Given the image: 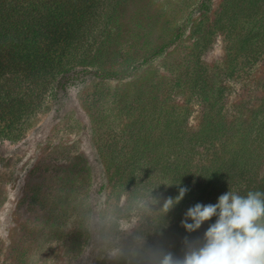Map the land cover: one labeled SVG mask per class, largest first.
I'll list each match as a JSON object with an SVG mask.
<instances>
[{
  "label": "rangeland",
  "instance_id": "1",
  "mask_svg": "<svg viewBox=\"0 0 264 264\" xmlns=\"http://www.w3.org/2000/svg\"><path fill=\"white\" fill-rule=\"evenodd\" d=\"M242 1L127 0L111 19L106 4L90 61L102 49L92 64L118 77L69 80L20 140H0V264H151L167 250V230L145 233L153 214L127 209L120 179L134 174V147L170 125L196 133L221 108L232 121L261 105L264 54L230 77L238 39L215 24L227 4L241 38L259 31L264 39V0ZM159 174L149 182L164 184Z\"/></svg>",
  "mask_w": 264,
  "mask_h": 264
},
{
  "label": "trees",
  "instance_id": "2",
  "mask_svg": "<svg viewBox=\"0 0 264 264\" xmlns=\"http://www.w3.org/2000/svg\"><path fill=\"white\" fill-rule=\"evenodd\" d=\"M111 1L0 0V140H20L27 122L45 110L46 98L58 86L69 84V80L87 74L102 80L118 77L92 64L102 49L93 50L90 61V45L93 48L97 39L104 7L114 4L111 14H106L111 19L117 7L127 2ZM236 6L230 4L233 10ZM228 8L225 4L215 24L219 32L226 30L228 39H238L229 56L228 75L233 77L260 60L264 54L260 43L264 39L259 31H249L241 38V18H234ZM163 49L159 48L155 56ZM195 84L194 81L193 88ZM207 118L196 133L170 125L154 142L134 147L130 163L134 174L127 180L120 179L119 193L129 192L127 209L142 205L144 218L153 214L150 229L145 233L150 232L153 238L167 230L166 251L175 255L182 254L186 237H203L217 219L213 217L196 232L188 233L181 222L190 207L198 203L216 204L229 189L241 195L249 190L264 191V100L248 118L242 117L240 110L229 121L222 108ZM200 148L204 151H197ZM153 171L160 172L164 184L149 182ZM177 184L188 191L178 205L165 213L163 201L178 195ZM150 241L149 236L144 242ZM149 262L157 264L156 259Z\"/></svg>",
  "mask_w": 264,
  "mask_h": 264
},
{
  "label": "clouds",
  "instance_id": "3",
  "mask_svg": "<svg viewBox=\"0 0 264 264\" xmlns=\"http://www.w3.org/2000/svg\"><path fill=\"white\" fill-rule=\"evenodd\" d=\"M187 191L179 187L175 198L164 199L163 211H171ZM213 217L216 222L203 237L184 239L181 255L163 249L154 253L157 264H264V191L249 190L241 195L229 189L216 204L190 207L181 226L194 233Z\"/></svg>",
  "mask_w": 264,
  "mask_h": 264
}]
</instances>
